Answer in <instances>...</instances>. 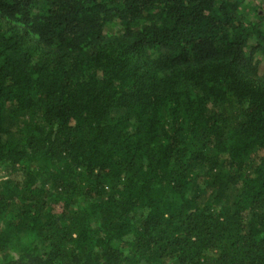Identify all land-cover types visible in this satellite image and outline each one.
Listing matches in <instances>:
<instances>
[{"label": "trees", "instance_id": "obj_1", "mask_svg": "<svg viewBox=\"0 0 264 264\" xmlns=\"http://www.w3.org/2000/svg\"><path fill=\"white\" fill-rule=\"evenodd\" d=\"M0 264H264V0H0Z\"/></svg>", "mask_w": 264, "mask_h": 264}]
</instances>
